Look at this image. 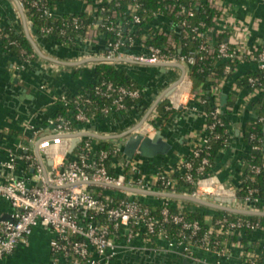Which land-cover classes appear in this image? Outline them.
<instances>
[{
	"label": "built area",
	"instance_id": "obj_1",
	"mask_svg": "<svg viewBox=\"0 0 264 264\" xmlns=\"http://www.w3.org/2000/svg\"><path fill=\"white\" fill-rule=\"evenodd\" d=\"M164 1L162 10L154 13L157 19L153 25L157 27H151L167 37L163 48L146 45L149 29H144V35L134 33L135 26L142 22L137 0L127 6L133 17L128 35L124 33L127 28L123 31L120 13L106 6L112 0H84V12L92 15L101 10L104 14L98 16V23L89 27L85 34L69 37L67 41L71 43L67 45L73 46L75 41L88 43L103 34L109 50L95 65L102 61L116 64L123 59L125 63L141 66L179 63L188 69L191 64L209 61L214 70L208 78L211 82L208 83L209 95L201 85L196 90L192 88L189 101L179 103L173 98L168 107H187L193 101L192 109L201 112L204 122L194 135L190 149L193 159L183 156L173 167L155 165L153 171L147 169V158L139 154L128 162L123 143L127 138L92 137L86 131L92 117L80 106L74 119L52 116L44 128L31 125L34 138H39V156L24 147L21 150L26 154L8 152L4 166L11 176L0 179V197L8 200L12 207L8 219L0 215V261L14 253L20 243L27 242L34 228L43 224L54 234L50 241L53 264H108L123 251L138 248L164 250L195 260H200L198 251H204L215 257V264H223L224 259L230 264H264V223L250 218L264 216V184L260 186L256 182L264 178V140L256 133L259 125L264 126V44L252 39L249 22L238 19L231 4L222 5L215 0ZM18 2L25 15L26 10L33 9L42 17L54 21L60 18L48 0ZM203 2L218 12L211 24L204 20L194 21ZM65 25L75 30L85 27L78 17ZM101 26L106 32L114 33L115 39L107 38ZM54 31V25L41 28L47 37H53ZM59 34L66 37L67 28H60ZM222 36L225 38L221 39ZM179 39L196 43V49L184 55L177 54L176 48L181 45L177 42ZM138 40L145 52H123ZM33 57L24 54L21 59L16 58L17 71L24 70ZM222 64H225L223 75L218 76L216 69ZM247 65L250 67L243 71L241 66ZM45 67L48 68L46 64ZM57 67L53 63L49 66ZM230 79H236L231 85L236 98L231 104L227 103L224 111L221 95ZM242 79L245 83L239 85L238 80ZM183 81L192 86L190 72L185 74ZM39 87L46 89L44 84ZM242 90L247 93L243 101L239 98ZM95 93L106 101L101 112L108 116L128 111V101L143 100L145 89L103 81L96 84ZM205 96L213 103L211 111L200 107L207 102ZM52 97L54 102H66L68 94L54 93ZM162 100L149 106L128 130L144 136L153 135L157 105ZM237 105V115L249 111L246 128L250 125L252 132L240 178L236 184H231L210 169V155L212 141L224 139L226 134H229L225 140L229 146L231 134L226 116H232ZM246 128L241 133L243 137ZM74 139L77 142L72 149ZM104 141L107 145L102 146ZM255 152L260 154L258 162H253ZM197 158L198 164L195 163ZM249 161V171L243 178L245 164ZM20 162L34 170L30 178H17ZM180 182H185L187 187L182 188ZM174 196L190 198L213 208L209 213L201 209L205 213L202 223L199 219L188 218L184 211L187 206L175 203ZM220 211L239 216L220 215Z\"/></svg>",
	"mask_w": 264,
	"mask_h": 264
},
{
	"label": "crops",
	"instance_id": "obj_2",
	"mask_svg": "<svg viewBox=\"0 0 264 264\" xmlns=\"http://www.w3.org/2000/svg\"><path fill=\"white\" fill-rule=\"evenodd\" d=\"M215 1L222 5L231 4L236 10L238 19L249 22L252 39L264 44V0ZM54 9L56 15L61 17L66 14L84 12L86 3L84 0H59ZM0 15L3 19L0 21L1 25L6 22L22 25L28 38L33 40L30 39L35 50L32 62L24 70L17 71L15 68L17 59L9 54L6 55L0 49V179H3L11 176V172L4 166L8 152L25 153V150H21L24 147V149L39 156V138H34L30 126L35 125L37 128H44L48 125L56 108V102H54L52 95L60 92L76 93L78 89L93 83L95 81V63L101 57L106 56L109 49L103 34H99L91 42H78L73 46L65 45L54 37L38 35L37 28L26 18L16 0H0ZM153 23L145 29L151 28ZM156 27L153 25V28ZM175 33L178 32L175 31ZM139 39L142 40L143 38L140 37ZM141 40L123 52L125 54L145 52L144 47L141 46ZM51 63L58 67L49 68ZM45 64L48 68L45 67ZM116 64L142 85L145 89V97L138 101L137 107L124 114L120 115L116 112L108 116H96L86 126V131L94 138L118 139L130 128L131 122L139 120L147 108L157 103L159 97L165 94L169 87L177 81L179 82L175 90L164 99H168L170 104L173 98L179 103L190 100L193 81L191 87L187 85L183 91L180 88V84L184 83L185 74L189 72L185 65L173 63L165 66H141L127 61L125 63L123 59L117 61ZM248 67L250 66H241V69L244 71ZM76 72H78V77L74 78ZM235 81L236 79H230L224 86V88L229 87L228 103L230 104L236 98L231 86ZM41 84L46 86L45 90L40 89ZM202 86L206 92L209 90V84L205 83ZM246 95L245 90L239 93L241 101ZM237 106L239 109V105ZM237 112L232 116H226L229 129L234 124L236 129H242L244 115L239 116ZM247 112L249 119L250 113ZM189 118H193L192 123L189 122ZM203 122L201 112L186 109V107L181 110L176 108L166 121L158 125L174 130L189 129L188 140L184 144L175 143L168 157L147 158V169L153 171L155 165H161L164 168L173 167L178 159L190 151L194 135L201 129ZM231 130L234 132V128ZM176 135L179 133L177 132ZM242 137V135L238 137L231 134V144L219 154L218 165L213 168L220 179L231 184L238 182L239 172L243 168L247 154V143L244 137V142L241 141ZM31 174V169L25 163L20 162L16 176L28 179ZM184 198L174 196L172 200L185 206H189V202H192L195 204L194 206L190 205L192 208H198L201 205L199 201ZM155 201L156 199L152 200V202ZM202 206L201 208L206 213L211 212L213 208L209 204H202ZM11 212L10 202L0 197V215L4 219H8ZM53 236L50 228L39 224L34 228L28 241L20 243L16 251L2 259L0 264H53L50 252V241ZM197 255L200 260L188 258L189 264H215V257L210 253L198 251ZM184 259V257L164 250L155 251L138 248L123 251L108 264H182ZM223 264H230V262L224 259Z\"/></svg>",
	"mask_w": 264,
	"mask_h": 264
},
{
	"label": "trees",
	"instance_id": "obj_3",
	"mask_svg": "<svg viewBox=\"0 0 264 264\" xmlns=\"http://www.w3.org/2000/svg\"><path fill=\"white\" fill-rule=\"evenodd\" d=\"M49 4L54 7L55 4L59 0H48ZM92 2L93 0H89ZM134 0H112L111 3H107V8H110L112 10H117L120 13V20L123 21L124 27L123 31L125 28H127L124 33L128 35V29L131 26V22L133 20L132 14L129 13V9L127 6L131 4ZM140 3V8L138 9V14L142 17V22L138 25L135 26L134 33L138 35H143L145 34V27L150 25L153 21H155L157 18L155 17L154 13L159 12L162 10L163 5L165 3L164 0H137ZM183 1V0H182ZM185 1V0H184ZM187 1V0H186ZM26 16L31 22V24L37 28L38 30V35L40 36H45L41 32V28L44 26H50L54 25L55 26V31L53 37L58 40L62 41L63 43H71L67 40L68 38H76L77 36L81 34H85L87 29L93 24H97L99 21L98 16L104 14L102 13L101 10H99L95 14H88L86 12H76L73 14H66L61 16L58 20H52L50 18H45L40 15L39 12L30 9L26 10ZM218 12L214 9H211L209 7V4L206 2H203L202 7L197 9V16L194 19L195 22H198L200 20L206 21L208 24L212 23L213 17L217 16ZM74 17H78L79 19L84 21L85 27L81 30H75L71 26H66L65 24L67 21H71ZM171 18V17H170ZM2 17L0 15V21H2ZM67 28V33L68 35L66 37H62L59 34V29L62 27ZM153 27V25L151 26ZM101 29L105 31V28L101 26ZM106 32V31H105ZM147 40H146V45L147 46H157L163 48L165 46V43L167 41V37H165L162 34H159L157 30H149L146 33ZM106 37L114 40L115 39V34L112 32H106ZM225 38L224 36L221 37V39ZM73 42V41H72ZM181 45L176 48V53L179 55H184L187 54L189 51L196 49L197 44L194 42H187L185 43V40L179 39L177 41ZM75 43H78V41ZM0 49L6 54V55H11L15 58H22L23 55L25 54L28 57H31L34 55L35 50L34 47L26 35V32L23 28L22 25L17 24L15 22H6L5 24L1 25L0 24ZM225 64L220 65L217 69V75L221 76L223 75V66ZM188 70L191 73V79L193 81V88L194 90L198 89L202 84L204 83H211L208 78L211 75V73L214 71L213 67L210 65L209 61H201L197 62L196 64H191L188 66ZM78 77V72L74 75V78ZM107 81V82H112L116 85H122V86H129V87H136V88H143L142 85L136 81L126 70L122 69L116 64L108 63L105 61L98 62L95 65V81L84 88L78 89L76 93H70L68 94V99L66 102L62 101H56V108L53 113V118H56L58 116H63L67 119H74L76 117V114L78 112L77 107L80 106L86 112L88 115L92 117V120L96 116H102L101 109L106 102L105 100L101 99L99 96L96 95L95 93V86L97 83ZM245 79L238 80L239 85H244ZM145 97V96H144ZM207 99V102L205 105H200V107L206 111H211L213 109V103L208 99L207 96H205ZM264 98V97H263ZM264 101V99H263ZM197 102V101H196ZM129 104V110L131 111L135 107L138 106V101H128ZM197 104V103H196ZM171 106L170 101L168 99H163L158 105H157V112H158V117L156 119V123L159 124L161 122L166 121L171 114L174 112V108H168ZM127 111H120L117 113L124 114ZM77 123L74 124V126L77 127ZM79 125V124H78ZM252 132V128L249 125L246 128V133H245V141L246 143H251L250 141V134ZM258 137H263V127L261 125L258 126L257 131H256ZM229 138V134H226L224 136V139L221 140H213L212 145H211V168H215L218 163H217V158L219 154L227 149L228 142L225 141L226 139ZM101 145L105 146L107 145V142H102ZM31 152V151H28ZM26 154V153H22ZM255 158L253 159V162H258L260 154L255 152L253 153ZM187 160L193 159V152L189 151L186 155ZM199 159H195V163L198 164ZM249 162H246L245 168H244V175L243 178L247 175L249 171ZM27 166V164H26ZM28 167V166H27ZM112 171V169H111ZM258 185H263L264 184V178H259L257 179ZM180 185L182 188L185 189L187 187V184L185 182H180ZM180 190V189H179ZM182 190V189H181ZM189 206L184 208V211L187 215L188 218L190 219H199L202 223L205 220V213L201 211L202 205L198 206V208L193 209L190 205H195L192 202H189ZM176 209V208H173ZM228 215L233 217L239 216V214L235 213H228L226 211H220V215ZM252 219H257L260 220L264 223V216H250Z\"/></svg>",
	"mask_w": 264,
	"mask_h": 264
},
{
	"label": "water",
	"instance_id": "obj_4",
	"mask_svg": "<svg viewBox=\"0 0 264 264\" xmlns=\"http://www.w3.org/2000/svg\"><path fill=\"white\" fill-rule=\"evenodd\" d=\"M16 2L19 3L18 0H16ZM177 31L179 32V30ZM177 37L180 38V35H178ZM31 41L33 40L31 39ZM178 82L179 81L173 83V85L169 87L168 91L159 97V101L161 99L168 97V95H170L175 90V88L178 85ZM209 89H210V86H209ZM207 94L209 95V90L207 91ZM228 95H229V87L227 86L224 88L222 95H221V104H222V108L224 111L228 103ZM193 106H194V102L190 101L186 109H192ZM178 109L181 110L183 109V107H179ZM237 110H238V106H236L235 113L237 112ZM247 121H248V112H245L242 129H236L235 128L236 125L234 124L230 126V130L234 128V132L231 130L230 133L235 134L238 137H240L241 133H244L245 131ZM189 122L192 123L193 118L191 119L189 118ZM133 123L134 122H131L130 126H132ZM140 124L141 123L137 125V128L140 126ZM177 132L179 133V135H176ZM189 132H190L189 129H180V130L175 129L174 130V129H169L168 127H163L157 124L156 131L151 136H144L142 134L136 133L134 130L133 131L127 130L122 135H120L119 138H127L125 141H123V143H124V152L127 155V160L129 162L136 154H139L144 158H154L157 156H161L163 158L168 157L169 152L172 150L175 143L184 144L185 142H187L188 140L187 135L189 134ZM263 140H264V126H263ZM241 141L244 142L243 137L241 138ZM76 142H77V139H74L72 149L74 148ZM230 144H231V141L229 142V145ZM263 146H264V143H263ZM49 164H51V162H49ZM48 168H50V165H48ZM31 172H34V170L32 169ZM17 178L23 179L22 177H17ZM184 199L192 200L186 197ZM188 261L189 259L185 258L181 263L189 264Z\"/></svg>",
	"mask_w": 264,
	"mask_h": 264
},
{
	"label": "bare ground",
	"instance_id": "obj_5",
	"mask_svg": "<svg viewBox=\"0 0 264 264\" xmlns=\"http://www.w3.org/2000/svg\"><path fill=\"white\" fill-rule=\"evenodd\" d=\"M181 85V90L183 91V90H185V88H187V82H184V83H182V84H180Z\"/></svg>",
	"mask_w": 264,
	"mask_h": 264
}]
</instances>
